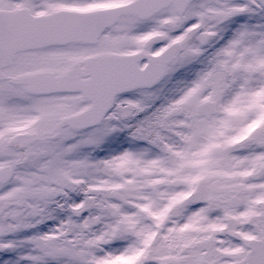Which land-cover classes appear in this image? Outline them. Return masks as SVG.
Returning <instances> with one entry per match:
<instances>
[{
	"label": "snow or ice",
	"instance_id": "1",
	"mask_svg": "<svg viewBox=\"0 0 264 264\" xmlns=\"http://www.w3.org/2000/svg\"><path fill=\"white\" fill-rule=\"evenodd\" d=\"M0 264H264V0H0Z\"/></svg>",
	"mask_w": 264,
	"mask_h": 264
}]
</instances>
